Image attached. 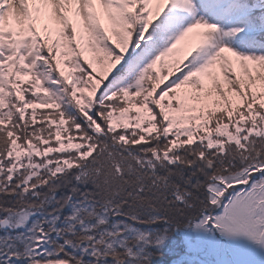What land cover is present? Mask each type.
Listing matches in <instances>:
<instances>
[{
  "label": "rangeland",
  "instance_id": "obj_1",
  "mask_svg": "<svg viewBox=\"0 0 264 264\" xmlns=\"http://www.w3.org/2000/svg\"><path fill=\"white\" fill-rule=\"evenodd\" d=\"M93 1L0 0V226L9 220L16 230L17 221L39 211L95 202L122 229L160 226L173 249L181 247L169 257L164 244L150 251L134 240L133 261L222 264L217 226L227 196L264 194V38L253 42L264 37V0H242L247 6L238 10L253 27L244 30L232 22L236 8L210 0H179L185 16L154 24L164 0H155L154 13L146 0H138L140 13L129 0H95L108 34ZM43 15L51 25L46 43L32 28L44 25ZM190 40L207 44L206 55L177 74L173 64ZM139 79L142 90L131 91ZM160 137L166 149L147 151L148 139ZM123 151L130 157L117 153ZM226 152L260 164L231 180L188 170L205 176ZM173 167L182 173L178 182ZM197 188L206 189L209 204L195 215ZM111 259L124 264L127 254Z\"/></svg>",
  "mask_w": 264,
  "mask_h": 264
},
{
  "label": "trees",
  "instance_id": "obj_2",
  "mask_svg": "<svg viewBox=\"0 0 264 264\" xmlns=\"http://www.w3.org/2000/svg\"><path fill=\"white\" fill-rule=\"evenodd\" d=\"M215 1L221 2L219 6L227 10L234 11L235 8L237 9L235 14L237 17L233 21L237 22L241 29L253 28L248 25L249 18L245 17L246 12L238 10L246 8L247 4L242 5V3H245L244 1ZM105 33L108 34V32ZM263 38L256 37L253 42L261 41ZM95 43L97 45V42ZM205 61L202 64H205ZM192 63L197 64L198 60L191 62L190 66ZM173 66L177 67L175 64ZM149 67L150 65L146 68L148 69ZM179 69L180 67L176 72ZM140 85H143L140 79L133 81L130 85L131 91L140 92L142 90L138 88ZM166 146L168 144L166 138L163 137L153 141L148 139L147 145H145L147 151L165 150ZM117 153L130 157V154L125 151ZM226 154L220 156V160L212 159L214 163L213 165L210 163V169L206 171L205 176L201 171L198 172L196 168L193 170L188 168V170L194 174L198 173V177L201 179H208L209 176V179L214 181L223 178L231 180L235 176L249 172L252 167L260 164L250 159L239 162L237 158V162V155ZM114 155L115 158H118V154ZM117 166L123 167L125 164L122 163V165ZM175 169L178 168H171L174 171V175L177 174L171 180L178 182V177L180 174L182 176V173L177 172ZM184 175L187 178H192L187 173H184ZM191 193L194 195L192 208L196 215L204 209V205L209 204V197L206 189L197 188L191 190ZM5 221L8 222L9 220ZM164 234L165 229L160 226H133L129 229H122L120 222L114 219L109 210L97 209L95 202L73 201L68 205L64 213L45 214L39 211L34 216L23 217L17 221L16 230L3 229L0 226V264H48L60 262H67L68 264H109L113 262L111 258L121 251L127 254L124 264H143L144 262L140 263L132 260V257H135V246L132 245L134 240L144 244L150 251L154 248L160 249L161 247L162 249V244H164L163 248L169 251H167L169 257L179 255L177 250L181 249V247L178 246L177 250L173 249V242L167 240L168 237H164ZM156 235H158V238H156ZM83 238L86 240H83ZM82 241L85 242L81 245ZM58 245L72 252L76 257L74 259L70 256L67 257L65 253L59 251ZM157 253L160 252L157 251ZM168 256L163 254L162 256L158 255V257L154 256V258H165Z\"/></svg>",
  "mask_w": 264,
  "mask_h": 264
},
{
  "label": "bare ground",
  "instance_id": "obj_3",
  "mask_svg": "<svg viewBox=\"0 0 264 264\" xmlns=\"http://www.w3.org/2000/svg\"><path fill=\"white\" fill-rule=\"evenodd\" d=\"M232 198L217 226L222 264H264V194Z\"/></svg>",
  "mask_w": 264,
  "mask_h": 264
},
{
  "label": "water",
  "instance_id": "obj_4",
  "mask_svg": "<svg viewBox=\"0 0 264 264\" xmlns=\"http://www.w3.org/2000/svg\"><path fill=\"white\" fill-rule=\"evenodd\" d=\"M39 264H43V263H39ZM48 264H68V263L63 262V263H48Z\"/></svg>",
  "mask_w": 264,
  "mask_h": 264
}]
</instances>
